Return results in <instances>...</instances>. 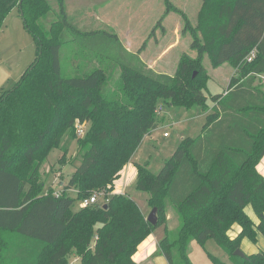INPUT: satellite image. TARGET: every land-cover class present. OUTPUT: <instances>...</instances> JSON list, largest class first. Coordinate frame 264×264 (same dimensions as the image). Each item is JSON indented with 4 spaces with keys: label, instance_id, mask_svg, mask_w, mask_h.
<instances>
[{
    "label": "trees",
    "instance_id": "1",
    "mask_svg": "<svg viewBox=\"0 0 264 264\" xmlns=\"http://www.w3.org/2000/svg\"><path fill=\"white\" fill-rule=\"evenodd\" d=\"M57 4L58 18L47 27L42 19L54 9L50 0H0V29L16 8L37 45L20 80L0 94V264H69L73 253L79 264H141L133 256L166 221L168 202L180 217L178 229L159 243L169 264H193V240L202 246L214 240L225 251L228 261L209 253L214 264H264V250L235 254L245 238L257 243L258 233L264 235V176L256 170L264 157V0H203L198 25L185 28H191L197 56L184 53L174 74L150 67L110 25L82 28L66 0ZM66 31L121 69L115 87L109 88L113 75L103 67L63 74ZM206 54L214 66L229 63L236 73L226 92L211 95L202 132L183 138L157 173L149 162L135 163L136 188L158 207L153 225L134 198L114 192V184L159 126L160 102L210 107ZM77 118L91 124L84 137ZM64 138V151L78 140L81 162L63 190L44 191L39 162ZM96 191L109 201L75 210ZM249 205L258 224L245 212ZM234 224L242 229L233 239ZM31 241L42 245L27 261L22 246Z\"/></svg>",
    "mask_w": 264,
    "mask_h": 264
},
{
    "label": "rangeland",
    "instance_id": "2",
    "mask_svg": "<svg viewBox=\"0 0 264 264\" xmlns=\"http://www.w3.org/2000/svg\"><path fill=\"white\" fill-rule=\"evenodd\" d=\"M50 1L54 9L42 19L47 27L57 20L59 11L57 0ZM66 3L69 8L68 14L80 23V27L86 25L91 28H102L104 24L110 25L131 51L140 52L146 63L152 65L158 72L174 74L184 53L197 56L196 50L192 49L194 35L191 28L190 30L185 28L186 23L190 27L198 25L203 0H66ZM181 11L189 18V22ZM200 37L202 38L201 35ZM36 56L37 45L34 37L25 28L23 18L15 8L0 29V94L3 90L12 88L20 80ZM60 58L63 74L66 77L88 73L95 67H103L113 75V79L109 81V88L115 87L119 81L121 69L110 66L108 61L100 59L89 48L76 42L69 31L65 33ZM204 65L210 76L206 90L210 107L202 109L197 106L187 109L169 102H160L158 114L161 122L143 139L132 161L129 162L132 166H136L135 163L149 162L152 171L157 173L166 159L174 154L183 138L197 137L202 132L207 115L212 112L214 105L211 95L226 92L236 73L235 67L229 63L214 66L208 54L204 55ZM262 84L264 88V76ZM79 121L85 124V133L78 136L84 137L91 124L89 121L77 118L76 127ZM165 132H168L169 136H165ZM62 147L65 149V138L39 162L38 174L45 184L44 191L50 188L56 191L63 190L81 162L82 153L79 150L78 140H74L67 151L61 149ZM129 169L126 171L129 172ZM123 170L114 188L118 191L123 190L122 194L134 198L148 217L153 209L148 203V193L138 190L136 176L126 177V171L123 174ZM67 192L76 195L75 189H68ZM81 203L75 207V210L83 207ZM165 220L157 228L160 240L168 231H176L180 226V217L172 202L166 205ZM41 245L36 241L23 243L25 259L31 261ZM209 253L228 261V255L214 240H209L205 246L197 240H193L189 245V255L193 264H214ZM80 259L73 253L69 256V264H79ZM9 263L19 264L16 261Z\"/></svg>",
    "mask_w": 264,
    "mask_h": 264
},
{
    "label": "crops",
    "instance_id": "3",
    "mask_svg": "<svg viewBox=\"0 0 264 264\" xmlns=\"http://www.w3.org/2000/svg\"><path fill=\"white\" fill-rule=\"evenodd\" d=\"M129 49V48H128ZM130 50V49H129ZM142 57V56H141ZM143 59V58H142ZM144 60V59H143ZM145 61V60H144ZM146 62V61H145ZM150 67H153L152 65L149 64ZM165 73V72H163ZM210 104V102H209ZM264 158V157H263ZM133 163V162H132ZM261 163V161H260ZM259 163V164H260ZM258 164V165H259ZM131 163L127 164L123 170V174L125 173L126 169H129V172L126 171V177H135L137 178V167L136 166H132ZM125 177V178H126ZM116 187V186H115ZM124 188V187H123ZM114 192H121L123 193L124 191H118L116 188L114 190ZM250 206V212H251V217H256V220H259V217L255 214L253 208L251 205ZM249 206H247L246 208H249ZM248 213V212H247ZM249 214V213H248ZM256 220H254L256 222ZM241 226L239 224H234L231 228V230L229 232H231L234 237L236 235H238V233L241 231ZM158 229H156L155 231H153L143 242H141V244L138 247L137 252L134 254L133 258L141 263V264H169V262L167 261V259L165 258V256L163 254H161V252L159 251V238L160 236L158 235L157 232ZM241 248L245 251V253L247 254H251V253H255L259 250H264V235L259 232L258 233V242L257 243H253L252 241H250L249 239L245 238L242 242ZM228 259V257H227Z\"/></svg>",
    "mask_w": 264,
    "mask_h": 264
},
{
    "label": "built area",
    "instance_id": "4",
    "mask_svg": "<svg viewBox=\"0 0 264 264\" xmlns=\"http://www.w3.org/2000/svg\"><path fill=\"white\" fill-rule=\"evenodd\" d=\"M255 55V51L252 52L251 56L249 59L251 60L253 56ZM78 127V134L83 135L85 133V124H82L80 121L77 123ZM165 136H169L168 132H165ZM101 201L102 203H107L109 201L108 196L105 194L104 191H96L93 194H91L89 197L85 198L81 206L85 207L90 204H94Z\"/></svg>",
    "mask_w": 264,
    "mask_h": 264
},
{
    "label": "water",
    "instance_id": "5",
    "mask_svg": "<svg viewBox=\"0 0 264 264\" xmlns=\"http://www.w3.org/2000/svg\"><path fill=\"white\" fill-rule=\"evenodd\" d=\"M196 75V73H195ZM105 208L108 207V204H105ZM148 221L152 223L153 225H157L158 223V207H153L152 211L150 212L149 216L147 217ZM235 254L241 255V256H246L245 251L242 248H239L235 251Z\"/></svg>",
    "mask_w": 264,
    "mask_h": 264
},
{
    "label": "clouds",
    "instance_id": "6",
    "mask_svg": "<svg viewBox=\"0 0 264 264\" xmlns=\"http://www.w3.org/2000/svg\"><path fill=\"white\" fill-rule=\"evenodd\" d=\"M256 170H257L258 173H260L261 176H264V158H262L261 163L259 165H257V169ZM245 212H248L249 215H251L250 206H249V208L245 209ZM252 218L254 220H256V217L253 216ZM259 222H260L259 220H256L257 224ZM228 235L231 236L233 239L235 238L234 235L231 232H229Z\"/></svg>",
    "mask_w": 264,
    "mask_h": 264
}]
</instances>
